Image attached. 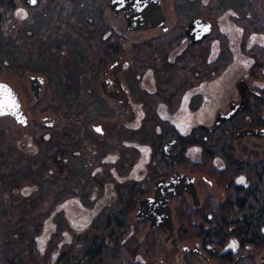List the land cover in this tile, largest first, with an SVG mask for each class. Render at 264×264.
Returning <instances> with one entry per match:
<instances>
[{
    "label": "rangeland",
    "instance_id": "obj_1",
    "mask_svg": "<svg viewBox=\"0 0 264 264\" xmlns=\"http://www.w3.org/2000/svg\"><path fill=\"white\" fill-rule=\"evenodd\" d=\"M214 1L162 0L167 26L172 28L169 33L156 28L144 32L128 31L124 17L116 16L107 7L108 0H41L37 11H32L20 0H0V33L5 42L4 48L0 47V62L16 68L15 72L6 67L0 69V82H12L21 94L23 106L29 109L33 94L26 77L30 71L47 78L45 94L49 96V109L41 116L29 109L32 124L22 131L12 119L0 118V131L7 129L10 135L0 139V230L3 235L0 257L19 264H59L57 258L67 251L64 247L72 245L76 248L73 254L68 253V257L74 261L61 264H86L89 259L84 256V247L90 245L95 236H107L102 222L103 210L117 201L118 190L135 182L147 190L148 179L157 171L164 173L157 159L153 162L152 135L142 133V129L150 132L142 122L145 117L142 106L146 103L144 93L140 91L137 98L133 88L157 91L162 82L171 81L179 87L191 81L192 72L198 79L204 75L202 63L216 59L221 52L220 41L213 40L209 51L205 45H200V53L193 58L187 38L184 35L178 40L175 38L181 35L175 32H183L194 16L210 14L211 19L218 18V26L228 34L235 58L214 83L202 79L193 87L206 88L210 93L206 97L211 103L224 89L237 91L236 84L242 79L252 86L248 96L255 86H264V77L256 80L251 72L260 63L245 53L246 48L250 49L254 44H264V38L255 36L246 25L247 34L243 25L231 16L232 0ZM244 1L235 0L241 7L238 14L241 22L253 7L250 1ZM263 4L260 2L259 6ZM112 33L123 38L124 43L123 64L113 68L111 75L120 78L126 91L134 93L135 101L139 99L142 104L127 114L118 109L100 86L105 79L104 71L113 64L112 61L104 67L100 64L101 51ZM244 33L246 39L240 45ZM168 34L172 38L166 44L146 54L142 51V44ZM179 59H185L186 63L177 64ZM136 60H142V65L146 66L143 73L137 71ZM260 72L264 75V67ZM159 90L169 89L162 86ZM196 90L187 91L182 97L176 114L179 126L185 127L191 121L189 96ZM121 93L119 101L126 97L124 90ZM160 106L165 116L170 115L172 111L166 102L160 101ZM48 116L55 120V125L46 128ZM98 125L103 126L105 138L94 130ZM41 128L48 131L43 136L36 133ZM169 130L170 127H157L161 134ZM189 151L193 161L200 160L198 148ZM52 156L64 162L62 167L65 166L66 171L61 173L50 164ZM15 175L24 178L19 180L14 178ZM217 188L208 190L216 205L222 195ZM64 192L72 195L56 202ZM202 195L206 196L201 192L202 199ZM131 216L135 221L133 214ZM94 220L100 230L91 228ZM146 224L145 229L131 230V234L144 239L146 232L151 230ZM231 246L236 247L237 243ZM171 250L168 246L153 256H140L137 261L176 264L177 261L167 254Z\"/></svg>",
    "mask_w": 264,
    "mask_h": 264
},
{
    "label": "trees",
    "instance_id": "obj_2",
    "mask_svg": "<svg viewBox=\"0 0 264 264\" xmlns=\"http://www.w3.org/2000/svg\"><path fill=\"white\" fill-rule=\"evenodd\" d=\"M217 1L218 0H215L214 3H217ZM175 33L181 34L175 36L176 40L180 39L183 35L182 31ZM246 33H244V35H246ZM213 35L210 39H218L220 41L221 52L216 60L212 62L205 60L202 63L205 73L200 79L192 72L194 75L190 73L191 81L179 87H177L173 81L169 83L162 82L160 88L162 86H167L169 90H158V93H144V100H146L144 128H150V132L148 130H143L142 133H150L152 135L150 142L154 147V161L157 159L160 167L167 173L172 172L177 167H175L174 160L165 157L161 152L162 144L168 137V134H166V132L163 134L158 133L157 127L161 126L165 128L170 122L161 119L158 115V104L160 101L166 102L169 106V111L174 113L178 109L182 94L186 89L193 87V85H196L202 79L211 80L215 78L231 66L233 53L231 47H229L227 35L221 32L218 27L215 28ZM170 38H172L171 34L160 36L149 41L147 44H142L140 47L146 54L149 51L151 52L159 48L162 44H166ZM123 43V38L115 33L110 34L105 47L101 51L100 64H102V67L109 61H113L123 54ZM4 45L3 34L0 33V47L2 48ZM7 46H10V44ZM195 47H191V49H193V53L191 54L193 58L200 53L199 49L197 50V46ZM207 50L209 51V48ZM247 53L249 54L250 51H247ZM134 63L136 64L138 72L143 73L146 70V66L142 65V60H136ZM176 63H186V61L185 59H179ZM12 66L8 65L6 62H0V69L6 67L8 70L15 72L16 68ZM263 66L264 63H261L258 68ZM258 76L260 78L264 77L261 72ZM71 81L74 82V80ZM167 92L170 93V95H168ZM259 93V95H249L247 108L241 113L240 118L235 121V130L264 126V88L259 90ZM32 97L34 101L32 102L30 110L33 114L41 116L44 110L49 109L47 100L49 96L44 93L39 99L35 96ZM127 108L128 111L131 110V108ZM231 127H233V125ZM200 129L201 128H196L194 130L192 138L194 144L200 143L205 146V151L203 153V161L205 160V163H196L194 164V168L202 166L201 171H203L202 169L211 168L210 162L213 156L219 153V151H212V148L207 146L203 141V135L199 136V138H195ZM38 130V132H34L40 133L41 136L48 132L46 128ZM8 132L9 130L7 131V129L6 132L1 130L0 139L10 137ZM221 135L222 134H220V136ZM221 140L224 142L225 138ZM182 143L184 150L188 142L186 143L185 140H182ZM249 155L260 156V154H254L253 152ZM240 159L241 161L236 163L233 156L230 155V157L227 158L226 170L220 172L219 175H215L217 184L226 193V200L223 203L216 205L213 200L206 199L200 206L194 207L188 204L185 199L177 198L174 222L175 231L169 241L166 240L169 232L164 228L146 232L142 240L139 239L136 234H131V230H136V232H138L143 228L145 229L147 225L144 221H134L131 216L136 210L137 202L150 194L152 183L157 178L156 176L161 177L164 176V174H160L158 171L155 172L153 178L148 179L147 190L137 183L131 184L126 189L124 188V190L119 189L117 201L112 206H107L103 210L104 216L102 222L105 223V231H108L107 236H95L92 238L91 244L84 247V256L87 260L89 259V263L86 262V264H145L139 262V260L137 261L138 257L143 256L147 258L153 256L168 246L189 244L198 241L202 242L204 246L212 245L218 249L226 245L232 238L239 242V246L242 249L245 247H253L257 252H264V159L256 163H250L248 160L244 161L243 157H240ZM62 163L64 162L62 160L59 161L55 156L50 157V164L57 171L61 170V173L66 171V167H62ZM60 167L62 168L60 169ZM239 174H246L251 184L249 186L236 185L235 178ZM14 178H19V180H21V178L24 177L15 175ZM7 184L8 183L5 182L6 186ZM70 195L72 194L64 192L58 196L56 202L59 203ZM96 220L92 223L91 228L97 231L100 230V226ZM1 240L3 242V235L0 230V242ZM64 248L65 250L67 249V251L57 258L59 264L63 261H66L65 263L74 261V258L68 257V253L70 252L73 254V249L76 248V246L68 245ZM191 261L192 258L190 256L187 258L188 264H191ZM0 264L19 263L10 262L5 257H0Z\"/></svg>",
    "mask_w": 264,
    "mask_h": 264
},
{
    "label": "flooded vegetation",
    "instance_id": "obj_3",
    "mask_svg": "<svg viewBox=\"0 0 264 264\" xmlns=\"http://www.w3.org/2000/svg\"><path fill=\"white\" fill-rule=\"evenodd\" d=\"M20 1L26 7H28L29 9H32V11H37L38 7L41 3V0H39V4L37 6H32L27 2V0H20ZM218 1H221V0H218ZM242 1H244V0H242ZM248 1H250L252 3L251 5L253 7H250V12L248 13V15L244 16L245 19H244V21H242L243 23L238 20V14L241 13V11H240L241 7H239L235 3V0L231 1L232 4L234 5L231 7V10L233 12V14L231 16L235 17V19L238 21L239 25H243L245 31H247V26H248V29L252 30V33H254L255 36H260V37L264 38V6H262V5H261V7L259 6L260 2L264 3V0H248ZM14 4L17 7V3L15 1H14ZM162 6H163L162 0H161V9L157 8V6L154 2H149L148 7L143 11V14H144L143 15V17H144L143 24L141 26H140V24H137V25H139V27H141V29L133 31V32H144V31H148V30H154L155 28L161 29L164 32H169V33L172 32V28H170V26H167L168 18L166 16L165 11L162 8ZM107 7H109L108 2H107ZM110 10L112 11L111 8H110ZM251 12H254V13H251ZM115 15L116 16H123L124 19L126 20L123 13L120 15H117L115 13ZM209 16H212V15H210V14L205 15V16L196 15L192 19H190V21L196 17H202V18L208 20L209 22H211L213 27H214V30H215V27H219L218 26L219 20H217L218 18H215V17H212V19H211ZM163 18L166 19V22L164 23V27L160 26V24H162ZM189 22H188V24H189ZM126 24L128 26L127 20H126ZM187 25L185 26V28L187 27ZM127 26H126V29H127ZM165 27L167 28V30H163V28H165ZM185 28H184V30H185ZM219 29L221 30V32H223L227 35L228 40H229V47H231V50H233V46L230 43V39H229L228 34L225 31H223V29H221L220 27H219ZM184 30H183V35H184ZM212 35L210 37H212ZM210 37H208L207 39H205L201 43L190 44L189 39L185 36V38H187V40H188V48L191 49V47L197 46V50L200 48L199 47L200 45H205L206 46L205 49L207 50V48H209L210 43L213 40H216V39H210ZM245 39H246L245 35L243 34V36L241 38V44L240 45L244 44V43H242V40H245ZM151 40H153V39H151ZM151 40H149V41H151ZM245 47H247V46H245ZM246 49H247V51H250V53L248 55H251L252 58L254 59V61L259 62L260 65H261V63H264V44H254L252 47H250V49L249 48H246ZM232 52H234V50ZM245 53H247V52H245ZM206 55H208L207 52H206ZM219 55L216 57V59L219 57ZM232 58L233 59L235 58L234 54H233ZM216 59H214V60H216ZM121 60H122V54L112 61L113 64H116V66L114 68H119L122 66L123 63H121L122 62ZM110 65H109V67H110ZM255 67H256V69L255 68L252 69L251 72L254 75V78H256V80H257V79H260L258 74L260 73V68H262V67H260V68H258L257 66H255ZM108 68L103 73V76L105 77L104 80L114 81L118 86V90L120 91V96L117 99H113L109 96H108V98L110 100H113L115 102L116 106H119L118 109H122L127 114V112H128L127 107L133 109V107H135V106L142 105L141 100L138 99V101H135L134 93L133 94H132V92L128 93L127 92L128 90L126 91V89L122 85V82L120 83V81H121V80H119L120 78H118L117 76L115 78L112 77L111 72H110L112 69H110L108 72ZM225 72H226V70L223 71L221 74H223ZM221 74L216 76L215 78L209 80L210 83H214L221 76ZM31 75L41 76L44 78L45 83H44V86L42 87V92H41L43 95L46 92V89L48 88V87H46L47 78L45 76L40 75V74L37 75V73L34 74L33 72L29 71V74L26 77V82H27V85L30 87V92H31V88H32V85L30 82V76ZM104 80H102L101 83ZM138 80H140L139 77H138ZM3 82L9 83L13 87V89H15L19 93V95L21 96L20 92L14 87L12 82H10V81H3ZM240 82H238L236 84L237 91L235 89H233V90L232 89L231 90L230 89H224L223 92L217 97V99L211 103H209L210 99H208L206 97V95L210 94L206 88H203V90H201L200 86H196V87H190V88L186 89L183 92L182 97L187 93V91H193L196 89L197 90L195 92L191 93L189 96L188 112H189V116H190L189 120H191V121H190V123H187V125L185 127L179 126L177 119H176V114L178 113L180 107H178V109L174 113H170V115L168 114L165 116L161 112L160 103L158 104V106H159L158 115L161 117V119L170 122L169 124H167L168 125L167 127H170V130L166 131V134H168V137L165 139V141L168 139H175L179 143V147L177 150L171 152L169 155H166L163 153L162 154L165 155V157L171 158L172 160H174L175 167H177V168L170 173H167L165 171H164V173H160V174H164V176H161V177L155 175L157 178L152 183V188H151L150 194H148L147 196L140 199L137 202V207L139 206V202L141 200H143L147 197H155V195H156L155 183L157 181H159L160 179H165L166 177L174 175L176 173L186 174L189 178H193L195 180L194 185L196 188V197H194L192 195V193H189L188 191H183L182 193L172 197L170 207H171V211H172V218L175 222V206L177 205V198L185 199L188 204H190L194 207L200 206L202 204V202L206 199L213 200V196H211V194L208 192V190L214 186L216 188L218 187L217 179H216L215 175H217V174L219 175L220 172L226 170L227 158L230 157V155L233 156V159L235 160L236 163L237 162L239 163L241 161L240 157H243L244 161L248 160L250 163H256L257 161L264 159V137L263 138H257L254 136H246L244 138L238 137V134L247 128L264 129V126H262V127H247L245 129H242V130H239L236 128L237 130H235V126H234L235 121H237L240 118L241 113H243L245 111L248 104L245 107V109L240 111L234 118L222 122L216 130L212 131V129L215 126L218 115L220 113L227 114L231 111L233 104H240V95H239V90H238V84ZM101 83H100V86H101ZM120 88H121V90H124L126 92V94H125L126 97H125V100L119 101V98L122 95ZM251 88H252V86L250 85V89ZM262 88H264V86H259V85L255 86L254 87L255 90H253V92L251 94L259 95L260 94L259 90H261ZM101 89H102V87H101ZM128 89H130V87ZM159 89L160 88H157V91H148L144 87L133 88V90L137 91V94H135V95H140L142 91H143L142 93H145V92H147V93H158ZM204 89H206V91L201 92V91H204ZM250 89H249V91H250ZM110 90H112V88H110L108 91H110ZM234 91H236V92H234ZM235 93L238 95L239 99H238V97L236 99ZM182 97H181V100H182ZM248 100H249V96H248ZM33 101L34 100H32V102ZM22 104H24L23 100H22ZM31 105H32V103L30 104L29 109H31ZM23 108H25V110L27 111L28 116H29V109H27L25 106ZM142 109H143L142 112L145 115L144 118H146V110H145L144 102H143ZM5 118H7V117H5ZM29 118H30V116H29ZM46 118H45V123H47ZM144 118L142 119L143 123L145 120ZM9 119H12V118H9ZM15 124H16V122H15ZM31 124H32V119L30 118V124L27 127H29ZM232 125H233V127H231ZM17 127H18L19 131H22L25 128H27V127L21 128L18 125H17ZM45 127L47 128L48 126L45 125ZM167 127H165V128H167ZM196 128H201V129H200V131L197 132L198 134L195 136V138L196 137L199 138V136L203 135V141L206 143V145L211 147L212 151H219V153H217L215 156H213V159L210 162L211 168L210 169H208V168L202 169L203 171H201L202 166H200L198 168H194V164H196V163H201V164L205 163V160L203 161V153L205 151L204 150L205 146H203L200 143H195V144L193 143L194 140L192 137L194 135L193 132ZM133 131L135 132L136 130L133 129ZM142 131H143V129H142ZM220 134H222V135L220 136ZM105 136H103V137L105 138ZM222 138H225L224 142H222V140H221ZM182 140H185L186 143L188 142L186 144L187 146L185 147L184 150H183ZM162 146H163V144H162ZM192 148H198L200 150V160H197V161L192 160L191 153L189 151ZM161 152H162V149H161ZM251 152H253L254 154L258 153V154H260V156L249 155V154H251ZM248 155H249V157H248ZM153 162H155V161L153 160ZM241 178L244 179L245 182H243V183L238 182V180ZM135 183H137V182H135ZM186 183H188V182L185 180L184 183L180 184L178 186L179 187L178 190H183L185 188L191 189V186L187 185ZM235 184L236 185L249 186L251 183H250L249 179L247 178L246 174H239L235 178ZM252 185H253V183H252ZM219 189L222 191V195H221L220 202H219V204H221L226 200V193L221 188H219ZM201 192H204V194L206 195V196L202 195L203 199L200 196ZM137 207H136L135 212L133 213V217H134L135 213L137 212ZM134 219H135V221H144V222L148 223V226H149L148 220H137L135 217H134ZM149 228H150V226H149ZM156 229H158V228H156ZM234 242L237 243L236 247L231 246V244ZM196 244H198L199 246H196ZM171 247H172V250L169 251L168 254L172 258L173 261H175V260L177 261L176 264H188L187 258L190 256L192 258L191 264H264V252H262V253L257 252L255 250V248H253V247H245L244 249H242L239 246V242L234 238L229 240L226 245H224L223 247L218 248V249L212 245L204 246L202 242H198V241H194V242L189 243V244L172 245Z\"/></svg>",
    "mask_w": 264,
    "mask_h": 264
},
{
    "label": "water",
    "instance_id": "obj_4",
    "mask_svg": "<svg viewBox=\"0 0 264 264\" xmlns=\"http://www.w3.org/2000/svg\"><path fill=\"white\" fill-rule=\"evenodd\" d=\"M27 2L32 6H37L39 4V0H34V2L33 0H27ZM149 2H154L157 8L161 9V0H108V5L117 15L124 14L128 22V31H136L141 29L137 24H140V26L143 24V11L148 7ZM165 22L166 19L163 18L160 26L164 27ZM163 30H167V28L165 27ZM213 31L214 27L211 22L202 17H196L189 22L184 30V35L189 39L190 44H197L210 37ZM115 66L116 64H111L108 68V72ZM30 82L32 85V94L38 99L41 98L42 87L45 83L44 78L31 75ZM101 87L104 94L113 99H117L120 96L118 86L112 80H104L101 83ZM110 88H112V90L108 91ZM249 89L250 85L246 80H242L238 84L240 104H233L231 111L227 114L220 113L212 131L216 130L222 122L234 118L240 111L245 109L248 104ZM23 107L22 98L19 93L13 89L9 83L0 82V118L9 117L12 118L19 127H27L30 124V118ZM46 120L48 123L46 124L47 126L53 127L55 125V120L52 117L48 116ZM94 130L102 136L106 135L102 125L95 126ZM246 136L263 138L264 129L247 128L238 134L239 138H244ZM178 147L179 143L177 140L168 139L163 143L162 153L169 155L171 152L177 150ZM185 180L188 182L186 184L191 186V189L185 188L183 190H178V186L184 183ZM194 181L193 178H189L186 174L180 173L168 176L165 179H160L155 183V197H147L141 200L134 217L137 220H148L152 230L156 228L167 229L169 235L166 237V240L169 241L175 231V224L170 207L171 199L173 196L183 191H188L196 197ZM196 246L199 245L196 244ZM160 264H163V261H161Z\"/></svg>",
    "mask_w": 264,
    "mask_h": 264
},
{
    "label": "snow or ice",
    "instance_id": "obj_5",
    "mask_svg": "<svg viewBox=\"0 0 264 264\" xmlns=\"http://www.w3.org/2000/svg\"><path fill=\"white\" fill-rule=\"evenodd\" d=\"M33 2H34V0H33ZM239 182H241V183H242V182H243V179L241 178V181H239Z\"/></svg>",
    "mask_w": 264,
    "mask_h": 264
}]
</instances>
